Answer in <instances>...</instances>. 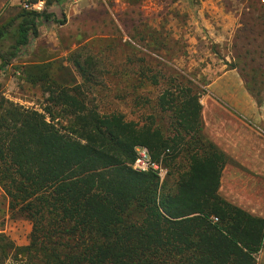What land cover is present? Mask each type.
Returning a JSON list of instances; mask_svg holds the SVG:
<instances>
[{"label": "trees", "instance_id": "trees-1", "mask_svg": "<svg viewBox=\"0 0 264 264\" xmlns=\"http://www.w3.org/2000/svg\"><path fill=\"white\" fill-rule=\"evenodd\" d=\"M63 1L46 0L42 13L21 9L0 25V40L14 35L0 48V72L37 38L39 19L64 24L62 14L47 12ZM246 25L234 45L262 61L251 57L229 68L256 97L244 73L264 76V31ZM72 63L83 82L92 81L90 61ZM50 67L23 70L28 84L48 94L41 112L9 101L0 83V189L10 215L31 223L25 246L0 233V264H257L264 218L219 196L228 158L202 134L199 92L183 83L163 89L156 108L171 122L162 129L154 114L139 123L88 106L80 87L68 92L52 80ZM136 146L170 167L162 183L132 169Z\"/></svg>", "mask_w": 264, "mask_h": 264}, {"label": "rangeland", "instance_id": "rangeland-1", "mask_svg": "<svg viewBox=\"0 0 264 264\" xmlns=\"http://www.w3.org/2000/svg\"><path fill=\"white\" fill-rule=\"evenodd\" d=\"M207 1L225 14L221 15L225 18H218L217 23L213 22L215 18L206 17V20L210 19L209 25L215 31L226 26V38L215 44L202 33L192 44L198 46L194 49L183 31L187 26L202 30L198 11L203 0H64L60 7H50L47 12L56 14V19L64 18L59 47L72 51L42 63L51 66L52 80L68 92L76 85L80 87L82 99L88 106L102 113L119 111L127 120L139 123L154 114L156 125L167 129L171 122L169 114H158L156 108L157 97L163 89L183 83L202 96L209 73L219 74L223 65L226 70H231L229 66L234 61H249L251 57L262 61L256 55L246 57L247 46L242 48L241 42L234 45V39L239 30H244L240 37L245 36L246 23H253L264 31V19H261L264 8L256 0ZM43 22L46 21L39 19L37 28ZM44 26L54 31L59 24L47 21ZM262 40L257 43L261 45ZM13 43L14 35L10 33L0 40V48L7 49ZM30 43L31 46L11 62V67L5 69L0 83L4 97L9 101L41 112L47 105L48 94L42 85L28 84L23 70L30 65L28 63L45 60L60 51H41L43 42H39L36 49L32 38ZM197 56L203 61H191ZM75 59L81 64L84 60L90 61L91 67L85 68L91 82L85 83L80 78L72 63ZM235 70L241 77L239 70ZM244 75L254 87L256 103L259 100L258 105L264 107V76L248 70ZM166 169L171 170L170 167ZM30 232L28 220L10 215L7 198L0 189V233L16 246H25L29 243ZM257 264L263 263L257 259Z\"/></svg>", "mask_w": 264, "mask_h": 264}, {"label": "crops", "instance_id": "crops-1", "mask_svg": "<svg viewBox=\"0 0 264 264\" xmlns=\"http://www.w3.org/2000/svg\"><path fill=\"white\" fill-rule=\"evenodd\" d=\"M20 10V0H0V25L16 16ZM198 12L203 28L187 26L183 32L188 43L191 46L195 44L196 37L202 33L212 38L215 44L221 43L226 38V26L215 31L209 23L214 18L213 22L217 23V19L225 14L209 5L207 0H203ZM206 17L211 18L206 20ZM46 22L37 28L38 36L33 39L36 49L37 44L43 42L41 51L48 53L58 50L60 53L28 63L30 65L56 60L72 51L59 47L62 41L60 30L64 26L59 25L53 31L45 28ZM25 49H20L17 55ZM191 61L201 62L203 58L197 56ZM11 64L7 67H11ZM225 68L226 65L221 66L219 74H208V84L200 96L202 134L228 158L220 177L219 196L253 216L264 218V107L256 103L237 71ZM257 259L264 264V243Z\"/></svg>", "mask_w": 264, "mask_h": 264}, {"label": "built area", "instance_id": "built-area-1", "mask_svg": "<svg viewBox=\"0 0 264 264\" xmlns=\"http://www.w3.org/2000/svg\"><path fill=\"white\" fill-rule=\"evenodd\" d=\"M46 0H20V8L24 11L42 13L45 10ZM264 8V0H256ZM5 69L0 72V78L4 76ZM134 171L152 172L162 183L167 176V169L161 162L152 159L149 150L144 146L134 148V160L131 164ZM216 220V219H215Z\"/></svg>", "mask_w": 264, "mask_h": 264}]
</instances>
